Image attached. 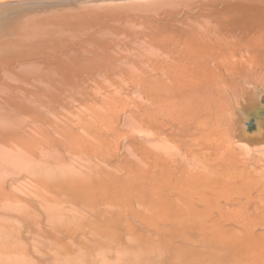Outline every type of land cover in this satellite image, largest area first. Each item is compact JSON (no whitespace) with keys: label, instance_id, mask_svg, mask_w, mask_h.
<instances>
[{"label":"bare ground","instance_id":"1","mask_svg":"<svg viewBox=\"0 0 264 264\" xmlns=\"http://www.w3.org/2000/svg\"><path fill=\"white\" fill-rule=\"evenodd\" d=\"M24 1L0 5V264H264V0Z\"/></svg>","mask_w":264,"mask_h":264},{"label":"water","instance_id":"2","mask_svg":"<svg viewBox=\"0 0 264 264\" xmlns=\"http://www.w3.org/2000/svg\"><path fill=\"white\" fill-rule=\"evenodd\" d=\"M251 105H253V104H249V103L245 104V106H244L245 113H246V111H249L250 108L252 109L253 106L251 107ZM256 109H258V113H259L258 115L261 118H264V105L261 104V105L257 106ZM246 117L249 118V121L248 122H245V123L243 121L244 127L246 126V128H247L246 130H248L249 133H252L253 132L252 131V127L254 125V121H253L254 119L252 118V116H250L248 114L246 115Z\"/></svg>","mask_w":264,"mask_h":264},{"label":"rangeland","instance_id":"3","mask_svg":"<svg viewBox=\"0 0 264 264\" xmlns=\"http://www.w3.org/2000/svg\"><path fill=\"white\" fill-rule=\"evenodd\" d=\"M9 1H10V2H9ZM14 1L17 2V3L25 2L24 0H0V5H2V3H4V4H7V3H8V4H9V3L14 2ZM27 1H31V0H27ZM27 1H26V2H27ZM32 1H33V0H32ZM40 1H43V0H37V1L35 0V1H33V3H39ZM6 2H7V3H6ZM15 2H14V3H15ZM263 99H264V97L262 98V104L264 105ZM248 121H249V118H248V117H247V118L245 117V119H244V123H245V122H248ZM254 122H255V121H254ZM245 129H247L246 126H245Z\"/></svg>","mask_w":264,"mask_h":264},{"label":"trees","instance_id":"4","mask_svg":"<svg viewBox=\"0 0 264 264\" xmlns=\"http://www.w3.org/2000/svg\"><path fill=\"white\" fill-rule=\"evenodd\" d=\"M263 102H264V99H263Z\"/></svg>","mask_w":264,"mask_h":264}]
</instances>
